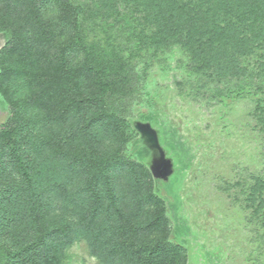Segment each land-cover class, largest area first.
I'll use <instances>...</instances> for the list:
<instances>
[{
  "label": "trees",
  "instance_id": "16d2710c",
  "mask_svg": "<svg viewBox=\"0 0 264 264\" xmlns=\"http://www.w3.org/2000/svg\"><path fill=\"white\" fill-rule=\"evenodd\" d=\"M0 34V264H61L78 233L103 264H186L148 169L104 142L126 138L137 61L171 47L211 99L253 90L264 133V0H0ZM249 201L264 211V174Z\"/></svg>",
  "mask_w": 264,
  "mask_h": 264
},
{
  "label": "rangeland",
  "instance_id": "374dc122",
  "mask_svg": "<svg viewBox=\"0 0 264 264\" xmlns=\"http://www.w3.org/2000/svg\"><path fill=\"white\" fill-rule=\"evenodd\" d=\"M6 42L0 34V51ZM136 65L137 90L118 106L126 138L105 139L106 150L148 169L168 240L185 249L186 264H264V211L249 201L264 174V133L252 115L259 96L247 89L211 99L180 47ZM11 115L0 94V130ZM73 214L55 201V221ZM72 239L61 264H103L81 233Z\"/></svg>",
  "mask_w": 264,
  "mask_h": 264
}]
</instances>
